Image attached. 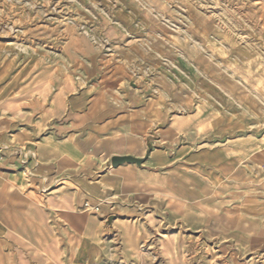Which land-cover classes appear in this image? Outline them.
<instances>
[{"label":"crops","instance_id":"1","mask_svg":"<svg viewBox=\"0 0 264 264\" xmlns=\"http://www.w3.org/2000/svg\"><path fill=\"white\" fill-rule=\"evenodd\" d=\"M23 66L0 84V264L177 258L184 231L215 227L242 248L264 127L231 124L193 91Z\"/></svg>","mask_w":264,"mask_h":264},{"label":"rangeland","instance_id":"2","mask_svg":"<svg viewBox=\"0 0 264 264\" xmlns=\"http://www.w3.org/2000/svg\"><path fill=\"white\" fill-rule=\"evenodd\" d=\"M36 60L121 89L193 91L231 124L264 127V0H0V84ZM242 234L239 248L221 228L184 231L177 258L141 264H264V185L242 194Z\"/></svg>","mask_w":264,"mask_h":264},{"label":"water","instance_id":"3","mask_svg":"<svg viewBox=\"0 0 264 264\" xmlns=\"http://www.w3.org/2000/svg\"><path fill=\"white\" fill-rule=\"evenodd\" d=\"M123 163L140 165L141 160L133 159L130 157H114L111 159V165L114 168Z\"/></svg>","mask_w":264,"mask_h":264}]
</instances>
